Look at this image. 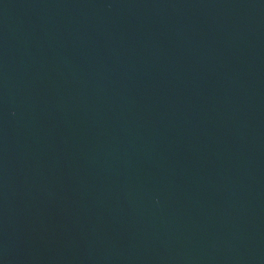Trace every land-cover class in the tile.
Listing matches in <instances>:
<instances>
[{
  "label": "water",
  "instance_id": "95a60500",
  "mask_svg": "<svg viewBox=\"0 0 264 264\" xmlns=\"http://www.w3.org/2000/svg\"><path fill=\"white\" fill-rule=\"evenodd\" d=\"M0 264H264V0H0Z\"/></svg>",
  "mask_w": 264,
  "mask_h": 264
}]
</instances>
